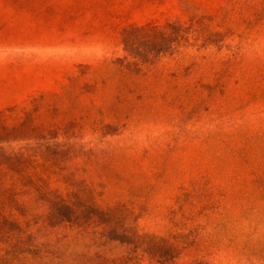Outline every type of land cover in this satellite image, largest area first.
Instances as JSON below:
<instances>
[{
  "label": "rangeland",
  "instance_id": "1",
  "mask_svg": "<svg viewBox=\"0 0 264 264\" xmlns=\"http://www.w3.org/2000/svg\"><path fill=\"white\" fill-rule=\"evenodd\" d=\"M0 264H264V0H0Z\"/></svg>",
  "mask_w": 264,
  "mask_h": 264
},
{
  "label": "trees",
  "instance_id": "2",
  "mask_svg": "<svg viewBox=\"0 0 264 264\" xmlns=\"http://www.w3.org/2000/svg\"><path fill=\"white\" fill-rule=\"evenodd\" d=\"M99 42L103 44L105 48H111L114 46L115 37H113L112 35H104L103 37H101ZM49 208L50 211L47 216V220L53 225H58L64 223L65 221H70L73 218L75 212L73 207L63 199L50 200Z\"/></svg>",
  "mask_w": 264,
  "mask_h": 264
}]
</instances>
